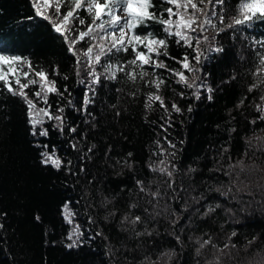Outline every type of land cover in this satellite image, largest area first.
Listing matches in <instances>:
<instances>
[{
	"label": "trees",
	"instance_id": "trees-1",
	"mask_svg": "<svg viewBox=\"0 0 264 264\" xmlns=\"http://www.w3.org/2000/svg\"><path fill=\"white\" fill-rule=\"evenodd\" d=\"M154 2L158 12L170 6ZM238 3L225 0L215 11L219 15L223 9L228 22ZM212 8L208 6L209 13ZM212 20L216 28L206 26L209 40L200 45L201 63L192 61L201 71L189 73L176 62L185 54L191 60L194 53L175 38H169L167 51L176 60L154 57L184 71L190 82L199 76L197 87L178 82L165 68L149 66L144 80L132 82L118 73L116 80L102 76L99 84L90 85L92 77L83 67L77 75L76 57L51 24L36 15L33 0H0V52L25 57L36 70L46 71L63 93L50 94L49 102L53 110L64 108L65 117L63 132L54 127L56 121H48L43 125L48 136H33L25 103L0 86V264H140L145 256L157 264H216L217 258L220 264H264V121L256 110L264 101L260 89L248 91L256 52H264L253 44L264 40V22L225 28L217 35L224 25ZM137 31L165 36L155 23ZM95 42L98 38H86L76 49ZM132 58L131 49L110 57L112 63ZM96 71L104 70L96 65ZM157 77L164 81L158 91L144 82ZM35 88L26 90L30 97ZM150 93L161 96L167 110L158 101L146 108ZM173 104L181 111L175 112ZM53 148L64 161L60 170L41 163V153ZM239 159L246 171L240 174L243 183L233 185L224 172ZM165 166L173 171L171 177L152 170ZM137 181H143L145 191ZM156 191L160 195L153 198ZM65 203L75 213L71 225L62 215ZM209 206L215 211L205 215ZM135 216L142 222L133 226ZM76 224L84 235L78 246L68 248L72 241L67 237ZM234 231L237 235L229 240ZM209 237L216 247L206 245L197 255V241ZM163 253L167 255L161 257Z\"/></svg>",
	"mask_w": 264,
	"mask_h": 264
},
{
	"label": "snow or ice",
	"instance_id": "snow-or-ice-1",
	"mask_svg": "<svg viewBox=\"0 0 264 264\" xmlns=\"http://www.w3.org/2000/svg\"><path fill=\"white\" fill-rule=\"evenodd\" d=\"M160 3L161 5L167 4L170 6L165 7L162 12H158L156 10L157 4L154 0H33V7L36 15L51 24L53 31L59 34L67 44L68 51L76 57L77 75H80L81 67H83L87 75L92 77L89 81L90 85L99 84L102 76L106 80H116L118 73H124L127 79L132 82H135L137 78L144 80L145 77L150 76V73L145 68V66H149L153 69L165 68L179 77L178 82L185 84L189 88L197 87V80L200 79L199 76H193L190 82L189 77L185 75L184 71L170 69L163 61L154 59V57L161 55L169 57L167 51L169 38H175L174 42L177 45L190 48L194 53L191 60L188 54H185L179 60H176L175 57L169 58L176 60L183 70L195 73L201 71V69L196 68L192 61L194 60L197 65L201 63L203 53L200 45L202 41L209 40V37L204 34L206 26H211L213 29L216 28V24L212 20L213 17L219 20L220 24L224 25V28L217 30V35L219 32L224 31L225 28L233 29L236 26L243 28L249 27L256 22H264V0H239L236 15L230 17L228 22L225 20L223 9H221L219 15L215 11V5L219 4L223 6L225 0H160ZM209 5L213 6L210 13L208 11ZM61 9H64V11L62 12ZM81 12H84L87 18L82 16ZM89 19L90 22H88ZM150 23L161 25L165 36L157 37L151 31L146 33L137 31V29L149 28ZM80 26H85L84 30H81ZM101 33L103 34L101 35ZM193 33L198 34L192 35ZM86 38L88 41H97L98 38V42L88 43L86 48L77 50L76 45L86 42ZM253 44H259L264 48V40H254ZM96 49H99V51L94 54ZM129 49H131L133 54L132 59L123 63L119 61L116 63L111 62L110 57L112 54L127 53ZM215 51L219 52L222 49L216 48ZM256 56L258 60L255 70L252 72L254 80L249 85L248 91L252 92L260 89V99L264 101V88H261V85H264V52H256ZM102 58H108L107 62ZM96 65H101L104 71L97 73ZM53 74H58V72L54 70ZM151 75H154V72ZM33 76L36 78H32ZM64 78L67 79L66 76ZM144 82L146 85H154L157 91L161 84L164 83L158 77L154 80H145ZM81 83H84V81L82 80ZM0 86L13 96H19L25 103L28 109V122L33 136L47 137L49 130L43 125L48 121H56L57 123L54 127L63 132L65 117L62 113L64 112V108L57 107L53 110L49 102L50 94L63 96V93L56 86V81L49 78V74L46 71L43 69L36 70L25 57L7 55L0 52ZM33 86H36V88L32 91L30 97L29 92L26 90L31 89ZM199 87H206V85L200 84ZM91 90L94 93V89ZM207 91L211 92L212 89L209 87ZM132 95H135V93H132ZM195 95L199 98L198 93H195ZM208 99H211V96ZM157 101L161 107H165V110H167L162 97L155 93L148 94L145 107L150 109L153 102ZM88 103H90V100L86 99L85 104ZM240 103L243 104V100ZM38 104L42 106L38 107ZM171 107L175 112L181 111L175 104ZM256 110L260 113L258 119L264 121V105H256ZM256 122L255 120L252 121L253 124ZM69 131L74 133L76 132V128H70ZM157 143L159 144V141ZM249 143L251 142L249 141ZM169 144L171 147H175L170 141ZM43 147L47 149L48 146L44 145ZM75 147L76 145H73V148ZM260 150L264 151V145L261 146ZM227 151L228 149L225 148L224 152ZM171 155L174 156L175 154L171 153ZM41 157L42 164L51 165L56 170H60L64 164V161L56 154L54 148L50 152H42ZM229 159L231 160V157ZM68 164H71V161H68ZM159 164L165 165V160H160ZM172 168L174 170L175 165H172ZM236 169H239V171L237 172ZM152 170L166 173L169 177L173 175V171H170L166 166L158 169L152 168ZM245 171L246 166L244 165V161L239 159L234 164H229L228 170L224 172V175L228 176L230 182L235 185L237 181L243 183V181H240V174ZM233 176H235V179H233ZM137 184L141 186L140 191H145L142 187L143 181H137ZM169 187H171V184H169ZM237 190L240 191L241 189L238 188ZM216 191L221 192V195L225 197L227 196V192H223L219 188ZM231 191L232 188L229 187L228 192ZM151 195L153 198H156L160 193L156 191L152 192ZM131 207H136V205H131ZM215 207L218 208L220 205L217 204ZM214 211L215 208L209 206L205 215ZM62 215L68 224H73L75 213L68 203L64 204ZM36 219L39 220V216ZM128 219V216L124 217L125 221ZM89 222L91 223V218ZM141 222L142 218L140 216H135L131 220L133 226ZM176 223H178V220L173 221V224ZM2 227L3 225L0 224V228ZM83 235L84 233L80 230V225L76 224L67 237L68 240L72 241L67 247L73 248L78 246L77 242L80 241ZM97 235H100V233H97ZM137 235H143V233H137ZM148 235H151V233H148ZM236 235L235 231L232 232L229 240H231L232 236ZM74 236L76 237L75 240L73 239ZM255 239L253 237L252 240L248 241V244L254 243ZM176 240L179 242L180 237L177 236ZM197 242L199 243V247L196 250L197 255H200V250L206 245H211L213 248L216 247L210 237L207 240H198ZM228 247L229 244L226 243L224 248ZM231 247L235 248L236 245L231 244ZM220 251L222 252L223 249H220ZM164 255H167V253L161 254V257ZM161 257L157 259L159 260ZM140 264H157V262L145 256ZM216 264H220L219 258H217Z\"/></svg>",
	"mask_w": 264,
	"mask_h": 264
},
{
	"label": "rangeland",
	"instance_id": "rangeland-1",
	"mask_svg": "<svg viewBox=\"0 0 264 264\" xmlns=\"http://www.w3.org/2000/svg\"><path fill=\"white\" fill-rule=\"evenodd\" d=\"M103 33H101V35H102Z\"/></svg>",
	"mask_w": 264,
	"mask_h": 264
}]
</instances>
